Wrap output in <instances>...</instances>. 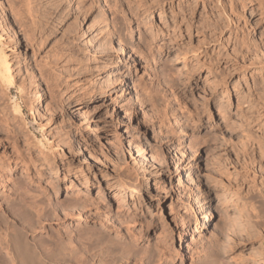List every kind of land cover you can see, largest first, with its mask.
Here are the masks:
<instances>
[{"label":"rangeland","instance_id":"rangeland-1","mask_svg":"<svg viewBox=\"0 0 264 264\" xmlns=\"http://www.w3.org/2000/svg\"><path fill=\"white\" fill-rule=\"evenodd\" d=\"M178 1L0 0L12 76H0V164L33 163L5 168L31 182L13 196L25 213L0 214L35 222L48 200L66 208L43 220L42 245L56 248L57 231L98 228L106 259L161 244L169 264H190L189 244L201 261L217 253L226 264L264 262V0H252L235 35L228 17L247 0ZM123 38L132 48L120 52ZM131 178L142 184L132 198L123 187ZM196 197L211 216L189 243ZM80 201L89 207L78 214Z\"/></svg>","mask_w":264,"mask_h":264},{"label":"bare ground","instance_id":"bare-ground-1","mask_svg":"<svg viewBox=\"0 0 264 264\" xmlns=\"http://www.w3.org/2000/svg\"><path fill=\"white\" fill-rule=\"evenodd\" d=\"M198 1V0H197ZM205 1V0H204ZM210 1V0H209ZM215 3H216V0H214ZM229 1V0H228ZM254 1V0H253ZM257 1V0H256ZM255 1V2H256ZM177 2H179L177 0ZM194 2V1H193ZM200 2H203V1H200ZM211 2V1H210ZM230 2V1H229ZM252 0H247L245 2H240L239 5L237 6V9H236V14L235 16L233 17V20L232 18L228 17L230 19V21L228 22V24L230 23L231 24V27L232 26H235V33H233V35L237 34L238 31H242L245 26H248L247 24L250 23V20L248 18L245 17V14H244V10L246 9H249L248 12H250V14L252 13V11L256 8H253V4L251 3ZM170 3V2H169ZM180 3V2H179ZM188 3V2H187ZM260 4H263L264 2H260ZM193 4V3H192ZM203 4V3H202ZM211 4H214V3H211ZM223 4V3H222ZM225 4V3H224ZM228 4V3H227ZM172 5V4H171ZM194 5V4H193ZM192 5V6H193ZM159 6V5H158ZM200 6V5H199ZM205 6V4H204ZM209 6V4H208ZM211 6V5H210ZM220 6V5H219ZM218 6V7H219ZM222 6V5H221ZM236 6V5H235ZM234 6V7H235ZM171 8V6H169ZM194 7V6H193ZM192 7V8H193ZM260 7V5H259ZM257 7V8H259ZM262 7V6H261ZM260 7V9H261ZM179 8H182L181 6ZM195 8V7H194ZM193 8V10H194ZM201 8H202V5H201ZM211 8V7H210ZM215 8V7H214ZM213 8V9H214ZM231 8V11H232V6L230 7ZM149 9V8H148ZM153 9V8H152ZM163 9V6H161V8H159V10L161 11ZM206 10V8H204ZM208 9V8H207ZM202 10V9H201ZM149 11V10H148ZM158 11V10H157ZM165 11V9H164ZM213 11V10H211ZM235 11V10H234ZM258 11V10H257ZM261 11V10H259ZM192 12V10H191ZM262 12V11H261ZM174 13V11H173ZM198 13V12H197ZM205 13V12H204ZM215 13V12H214ZM220 13H221V10H220ZM225 13V12H224ZM232 13V12H231ZM256 13V12H255ZM254 13V15H255ZM223 14V13H222ZM228 14V12H227ZM226 14V15H227ZM234 14V12H233ZM262 14H264V10L262 12ZM261 14V15H262ZM191 15V14H190ZM203 15V14H202ZM209 15V14H208ZM214 15V14H213ZM216 15V13H215ZM225 15V14H223ZM231 15V14H230ZM254 15L252 17H254ZM200 16H201V13H200ZM220 17V14L218 15ZM207 17V16H206ZM216 17V16H215ZM226 17V16H225ZM226 17V18H227ZM190 18V17H189ZM201 18V17H200ZM217 20V18H215ZM214 19V20H215ZM221 19V18H220ZM257 20V19H256ZM255 20V21H256ZM183 21V20H182ZM204 21V20H203ZM188 22V21H187ZM202 21H200V24H201ZM216 22V21H215ZM210 23V22H209ZM219 23V22H218ZM238 23L240 24V26H237ZM258 22H256L257 24ZM188 25H190L188 23ZM218 25V24H217ZM225 25V24H224ZM223 25V26H224ZM237 26V28H236ZM251 26L253 27V25L251 24ZM187 27V23H186V26ZM197 27V26H196ZM213 27V26H212ZM225 27V26H224ZM227 27V26H226ZM189 28V27H187ZM186 28V30H187ZM214 28V27H213ZM220 28V27H219ZM222 28V27H221ZM220 28V29H221ZM230 28V27H228ZM224 29V28H223ZM233 30V31H234ZM246 30V29H245ZM130 31V30H129ZM128 31V34H127V37H130V32ZM222 31V30H221ZM232 31V30H231ZM230 31V32H231ZM253 31V30H252ZM187 32V31H186ZM215 32V31H213ZM229 32V31H228ZM247 33V32H246ZM249 33V32H248ZM212 34V33H211ZM214 34V33H213ZM228 34V33H227ZM231 34V33H230ZM241 34V33H240ZM239 34V35H240ZM250 35V33H249ZM248 35V36H249ZM246 36V35H245ZM243 36V37H245ZM230 37V36H228ZM234 37V36H233ZM236 37V36H235ZM241 35H240V39H241ZM247 37V36H246ZM239 38V37H238ZM252 38V37H251ZM124 39V38H123ZM219 39V38H218ZM237 39V37H236ZM233 40V39H232ZM255 40V39H254ZM257 40V39H256ZM133 41V40H132ZM238 41V42H237ZM236 42L239 43L241 42L240 40H237ZM243 41V40H242ZM130 43H131V40L126 38L124 39V42L121 43L120 41V49L119 51L120 52H125L127 50H130V48H132L130 46ZM166 43L165 40H163L162 42H160L158 44L159 48L162 47L164 44ZM231 43H234V42H231ZM222 44V43H221ZM243 44V43H242ZM239 44H237L238 46ZM236 46V45H234ZM236 46V47H237ZM259 46V45H258ZM225 47V46H224ZM232 47V45H231ZM236 47H233L231 48V50H235ZM253 47V46H252ZM252 47L250 46V48L252 49ZM256 47V46H255ZM253 48V50H257L256 48ZM238 48H242V47H238ZM236 48V50L238 49ZM245 48V46H244ZM248 46L245 48L247 49ZM221 49V48H220ZM252 50V51H253ZM240 51V50H239ZM244 51V50H243ZM242 51V52H243ZM249 51V50H248ZM262 51V50H261ZM246 52V51H245ZM258 52V51H257ZM264 52V51H263ZM237 54V52H235ZM234 53V54H235ZM247 53V52H246ZM255 53V51H254ZM235 54V55H236ZM241 54V53H240ZM244 56L247 55V54H244L242 53ZM241 54V55H242ZM260 58H264L263 57V53L260 52ZM249 55V54H248ZM253 55V54H252ZM255 55V54H254ZM250 56V55H249ZM7 55L5 54V52L0 49V76L6 81V82H11L10 80L12 78V76L9 75V71H8V64H7ZM236 57V56H234ZM254 57V56H253ZM256 59H259L256 55H255ZM254 57V58H255ZM237 58V57H236ZM246 58V57H245ZM244 59V57H243ZM252 60V59H250ZM241 61V60H240ZM258 61V60H257ZM242 62V61H241ZM250 62V61H249ZM252 62V61H251ZM251 62H250V65H251ZM248 65V64H247ZM253 65V64H252ZM251 65V66H252ZM256 65V64H255ZM259 65V63H258ZM241 66V64H240ZM259 69V68H258ZM235 71V70H234ZM248 75V74H247ZM246 76V75H245ZM245 76H242L245 77ZM240 78V77H239ZM241 78V79H242ZM264 78V76L262 77ZM239 79V80H241ZM254 79V78H253ZM1 80V79H0ZM109 80V79H108ZM236 80V79H235ZM262 80V79H261ZM238 81V80H237ZM264 81V80H262ZM261 81V83H263ZM4 82V81H3ZM239 82V81H238ZM248 82V81H247ZM254 82V81H253ZM5 83V82H4ZM244 83H246L244 81ZM238 86V84H236ZM243 85V84H242ZM241 85V86H242ZM240 86V85H239ZM248 86V84H247ZM10 88V87H9ZM9 88H6L8 91L10 90ZM37 92V91H36ZM38 93V92H37ZM227 96V95H226ZM181 131V130H180ZM184 131L182 130V133ZM178 134V133H177ZM183 135V134H182ZM133 142V141H132ZM131 142V143H132ZM136 142V141H134ZM138 143H136V146H137ZM133 145V143H132ZM131 145V146H132ZM134 146V145H133ZM139 146V145H138ZM190 147V146H189ZM134 148V147H133ZM141 148V146L139 147ZM177 148V147H176ZM194 148V147H192ZM4 149V147H3ZM135 149V148H134ZM144 149V148H143ZM190 149V148H188ZM136 150V149H135ZM178 150V149H177ZM194 151V149H192ZM262 152V149H260ZM141 151V149H140ZM264 152V151H263ZM136 153H141V152H136ZM177 153V152H176ZM181 153V152H180ZM183 153V152H182ZM192 153V152H191ZM183 155V154H182ZM192 155V154H191ZM17 157V161L19 160L18 157L19 155L16 156ZM22 157V156H21ZM155 158V156H153ZM182 157V156H181ZM9 158V157H8ZM20 158V157H19ZM152 158V153H151V157ZM154 158L152 160H154ZM190 158V157H189ZM12 159V158H11ZM16 159V158H15ZM23 160V158H21ZM178 159V158H177ZM3 160V159H1ZM27 160V159H26ZM25 160V161H26ZM156 160V159H155ZM7 161V160H6ZM9 161V160H8ZM157 161V160H156ZM1 162V161H0ZM3 162V161H2ZM5 162V161H4ZM3 162V163H4ZM13 162V163H12ZM12 162H7L6 163V166L2 163L0 164V213H25L24 211H20V207H17L15 205V201H16V197L14 198L13 196L19 192V191H22V190H27L28 186H27V183H30L31 180H28L26 181L25 178L22 179H18V180H10L8 178V174L6 172V167L9 166L10 167V172H15L16 168H17V165L18 164H21L23 165L24 167H27V165L29 164H33V163H30L28 162V160L26 161V163L28 162V164H26L25 162L19 160L18 162L16 161H12ZM155 162V161H154ZM178 161H176L177 163ZM11 165V166H10ZM177 165V164H176ZM49 167V166H48ZM30 168V167H29ZM32 168V166H31ZM34 168V167H33ZM19 169V168H18ZM27 169V168H26ZM23 170V167L22 169ZM144 170V169H143ZM27 171V170H26ZM189 172V171H188ZM22 173H26L25 172V168L23 170ZM21 173V175H22ZM69 173V172H68ZM12 175V174H11ZM141 175V174H140ZM182 175V174H181ZM185 176H187L186 174H184ZM190 175V174H189ZM189 175H188V180H189ZM69 176V175H68ZM29 177V176H28ZM135 177H138V176H135ZM180 177V176H179ZM147 178V177H146ZM193 178V177H192ZM32 179V177H31ZM181 179V178H180ZM179 179V180H180ZM134 181H132V178L131 180H128L129 182H126L125 184H123V187L124 189H126V191H128L130 194H131V198L133 196H136V195H141V190H142V184H141V181H139L140 179H133ZM183 180V179H182ZM194 180V179H193ZM178 181V180H177ZM181 181V180H180ZM195 181V180H194ZM179 183V182H178ZM193 183V182H191ZM6 188H8L6 190ZM144 189V188H143ZM199 193V192H198ZM231 193V192H230ZM233 194V193H232ZM124 195V194H123ZM196 195V194H195ZM194 195V196H195ZM230 195V194H228ZM235 195V194H234ZM199 196V195H198ZM118 197V196H117ZM201 197V196H200ZM199 197V199H200ZM222 198V197H221ZM237 198V197H236ZM49 199V198H48ZM118 199V198H117ZM115 199V200H117ZM122 199V198H121ZM140 199V198H139ZM198 197L195 198V206H193V211H194V215L196 217L195 219V226L194 228L192 229V235L190 237V242H195L197 243V239L199 238V233L201 232V228L202 227H205L207 222L209 221L210 219V216H211V212L208 211L207 209L204 208V204L201 200H199ZM225 199V198H224ZM194 200V199H193ZM82 201V200H81ZM78 202L76 205L80 208V209H75L77 210L78 214L79 212L83 213L81 209H83L84 211V207H89V204H85V202ZM204 201V200H203ZM230 201V200H229ZM77 202V200H76ZM59 204V203H58ZM67 204V203H66ZM236 204V203H235ZM72 205V204H71ZM71 205H69L71 207ZM117 205V204H116ZM119 205V204H118ZM190 205V204H189ZM194 205V204H193ZM244 205V204H243ZM68 206V204H67ZM122 206V205H121ZM5 207V208H4ZM65 207V206H64ZM63 207V208H64ZM69 207V208H70ZM245 207V206H244ZM59 206L57 205V203L55 204L54 202L52 201H47L45 205H43V208L40 209V211H38L36 217H35V222H31L29 221V219L27 218H21V217H17L16 216V219L14 220V222H9L7 221V218L4 216V215H1L0 214V230L3 229V233H2V236L0 235V264H68L66 263V258H73L77 261L76 264H169L170 262V259H171V256H172V253L170 252V250L167 248V246H162L161 244L159 245H156L153 247V249L151 248L150 246V249H148L147 251H144L142 254H139L137 255L136 252H131V251H127L124 250L122 248V250H120V254L119 256L116 258L114 257L115 254H113L111 256V259H106V256L108 254V252H106V249L104 247V245H106L108 243V238L106 236V233H104L103 230L101 231H98L99 229L96 228V229H81L80 230L78 228H76L75 232L72 234V231H69L66 236L61 234L59 231H57V233H55V235H53V239L55 240V243L57 245L56 248H50L49 246L51 245H42L41 241L38 239L36 240V233L41 230V228H43V220L45 218H51L56 216L55 213H58L60 210H58ZM67 208V209H69ZM74 209V207H72ZM122 208V207H121ZM120 208V209H121ZM62 209V208H61ZM72 209V210H73ZM118 209V210H120ZM245 209V208H244ZM244 209H241L240 212ZM64 210L66 211V208H64ZM63 210V211H64ZM81 210V211H80ZM246 210V209H245ZM244 210V211H245ZM63 211H60V212H63ZM64 211V212H65ZM123 211V210H122ZM236 211H239V210H236ZM243 211V212H244ZM68 212V211H67ZM202 213L203 215V218H201L199 216V213ZM41 213H46L44 216H42ZM66 213V212H65ZM73 213V212H72ZM95 213V211H94ZM191 213V212H190ZM242 213V212H241ZM248 213V211H247ZM245 213V214H247ZM88 214V213H87ZM91 214V213H90ZM93 214V213H92ZM62 215V214H61ZM67 215V214H66ZM73 215V214H72ZM60 216V215H59ZM59 216H56L57 219L59 218ZM63 216V215H62ZM55 217V218H56ZM65 217V215H64ZM111 217V216H110ZM187 217V216H186ZM246 217H248L246 215ZM245 217V218H246ZM88 218L89 219H98V217L96 218V215H89L88 214ZM108 218V217H107ZM114 218V217H113ZM105 219V218H104ZM247 219V218H246ZM111 220V219H110ZM248 220V219H247ZM109 221V220H108ZM180 221H182V219H180ZM184 221H185V218H184ZM249 221V220H248ZM111 222V221H110ZM118 222V221H117ZM238 223V221H237ZM76 224V223H75ZM79 224V223H78ZM112 224V223H111ZM124 224V223H123ZM214 224H217L214 223ZM103 225V224H102ZM114 225V224H113ZM122 225V224H121ZM120 225V226H121ZM220 225V224H219ZM78 226V225H77ZM218 226V225H217ZM107 227V226H106ZM220 226L216 227L215 229L219 228ZM213 228V227H212ZM214 229V228H213ZM73 230V229H72ZM127 230V229H126ZM109 231V230H108ZM219 231V230H218ZM219 233V232H218ZM191 234V233H190ZM62 235V236H61ZM86 236V237H85ZM135 239V238H134ZM77 242H85L83 245H84V248H82V252L79 253V250H75L74 247H75V243ZM187 242V241H186ZM100 247L102 246L104 252L101 251L100 248H97V246ZM123 245V244H122ZM128 245V244H127ZM54 246V247H55ZM123 247V246H122ZM126 247V246H125ZM124 247V248H125ZM193 246H190L189 244L186 245V250H188V254H189V258L191 259V263L190 264H226L224 258L222 257H218L217 253L214 254V256H210L209 259L206 261H201V258H199L197 256V258H194V253L195 252H191ZM146 250V248H145ZM183 250V249H182ZM95 251V252H94ZM143 251V250H142ZM141 251V252H142ZM195 251V250H194ZM198 251V250H197ZM196 251V253H197ZM140 252V253H141ZM202 252V251H201ZM258 252V251H257ZM260 252V251H259ZM103 253L106 254V256H103ZM195 253V254H196ZM262 253V252H260ZM198 254V253H197ZM219 254V253H218ZM257 255H259V253H256ZM264 255V254H262ZM178 256L181 258V254H178ZM204 256V255H203ZM259 257V256H258ZM253 260H257V259H253ZM254 263V261H253ZM257 263V262H256ZM258 264H264V262L262 261H259Z\"/></svg>","mask_w":264,"mask_h":264}]
</instances>
